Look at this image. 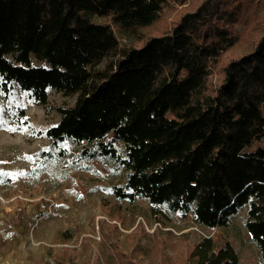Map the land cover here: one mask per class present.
<instances>
[{
    "label": "trees",
    "instance_id": "obj_1",
    "mask_svg": "<svg viewBox=\"0 0 264 264\" xmlns=\"http://www.w3.org/2000/svg\"><path fill=\"white\" fill-rule=\"evenodd\" d=\"M171 1L0 0V91L18 83L43 104L50 87L77 94L55 107L54 143L115 158L127 171L115 193L134 205L145 198L212 229L247 206L264 260V0H202L151 30ZM181 264L239 255L203 236Z\"/></svg>",
    "mask_w": 264,
    "mask_h": 264
},
{
    "label": "rangeland",
    "instance_id": "obj_2",
    "mask_svg": "<svg viewBox=\"0 0 264 264\" xmlns=\"http://www.w3.org/2000/svg\"><path fill=\"white\" fill-rule=\"evenodd\" d=\"M201 1L172 0L151 30L171 25L182 10ZM113 26L126 41V33ZM236 28L245 30L243 24ZM240 51L234 47L232 54ZM210 76L217 84L220 68ZM76 100L77 94L53 87L47 104L18 83L7 95L0 91V264H181L203 236L229 240L239 264H264L245 226L247 206L229 225L212 229L192 213L154 209L145 198L134 205L115 193L127 172L115 158L87 157L84 144L69 139L54 143L46 131L61 118L55 107ZM116 145L125 154L124 143Z\"/></svg>",
    "mask_w": 264,
    "mask_h": 264
}]
</instances>
